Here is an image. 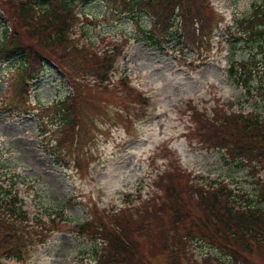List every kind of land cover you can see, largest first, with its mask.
I'll use <instances>...</instances> for the list:
<instances>
[{"label": "rangeland", "instance_id": "obj_1", "mask_svg": "<svg viewBox=\"0 0 264 264\" xmlns=\"http://www.w3.org/2000/svg\"><path fill=\"white\" fill-rule=\"evenodd\" d=\"M210 3L222 22L213 33L211 50L201 56L181 50L174 38L161 41L160 46L150 44L142 33L150 26L145 17L133 20L116 14L100 0L78 4L82 20L74 27V41L91 42L101 57H115L112 49H116L119 56L110 77L113 81L126 77L142 99L134 102L126 91L104 94L110 101L100 103L104 115H95L96 109L85 113L93 124L88 123L86 134L91 140L82 147L84 156L81 148L79 154L72 151L73 157H66L67 167L50 155L55 121L53 110L47 112L70 93L67 81L53 64H46L29 78L27 99L21 98V61L0 57V185L18 193L30 217L65 209L66 221L44 245L29 250L22 264H93L92 246L72 231L73 226L86 221L94 208L102 213L158 199L161 193L152 180L169 172V165L175 169L178 163L198 183L225 180L241 191L240 198H256L258 183H264V166L248 171L226 165L222 153L198 144L191 119L195 109L209 113L214 107L230 112L255 110L264 118V99L248 97L230 72L233 61L248 56L238 22L250 17L255 7H264V0ZM4 20L0 10V39ZM256 84L254 80L246 85ZM99 96L97 91V103ZM122 102L132 103L123 110ZM84 119L78 129L82 144ZM76 154L82 170L74 166ZM253 170L257 171L254 177ZM194 254L197 259L210 255L227 263L222 254L204 246L194 248Z\"/></svg>", "mask_w": 264, "mask_h": 264}, {"label": "trees", "instance_id": "obj_2", "mask_svg": "<svg viewBox=\"0 0 264 264\" xmlns=\"http://www.w3.org/2000/svg\"><path fill=\"white\" fill-rule=\"evenodd\" d=\"M85 1L0 0L5 17L0 57L21 61L18 95L27 99L29 78L49 63L70 87V93L47 110H53L55 121L49 152L66 167V157H73L72 151L79 154L81 148L84 156L82 147L91 140L86 132L88 123H92L85 113L96 109L95 115H104L100 103L110 102L104 94L126 91L134 102L142 99L126 77L115 81L110 77L119 56L116 49H112L115 57H101L92 43L74 41V27L82 20L77 14L78 4ZM100 1L111 5L116 14L133 20L147 18L150 26L142 33L150 44L160 46L161 41L174 38L181 50L200 56L211 50L213 33L222 22L210 0ZM238 24L246 37L248 56L230 64L232 81L244 87L248 97L263 100L264 7H255L251 16ZM254 80L256 87L248 88L246 84ZM129 103L119 105L125 110ZM82 117L83 144L78 130ZM191 121L198 144L222 153L226 165L248 171L264 166V118L255 110L230 112L214 107L212 112L200 113L195 109ZM77 154L74 166L82 170ZM169 166V172L152 180L161 193L158 199L151 197L135 206L102 213L94 208L86 221L73 226L72 231L92 246L93 264H262L264 183H258L255 199L240 198L241 191L232 189L225 180L198 183L184 174L178 163L175 169ZM252 172L254 177L257 171ZM21 204L16 191L0 185V264L22 262L34 245H44L56 227L66 221L63 207L30 218ZM197 246L222 254L227 263L210 255L197 259Z\"/></svg>", "mask_w": 264, "mask_h": 264}]
</instances>
